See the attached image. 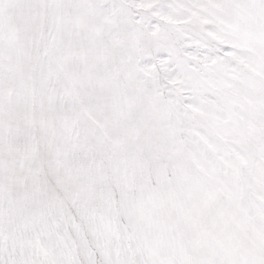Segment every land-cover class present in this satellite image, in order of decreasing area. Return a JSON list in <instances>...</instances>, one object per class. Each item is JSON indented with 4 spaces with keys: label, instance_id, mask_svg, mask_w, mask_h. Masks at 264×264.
Instances as JSON below:
<instances>
[{
    "label": "rangeland",
    "instance_id": "374dc122",
    "mask_svg": "<svg viewBox=\"0 0 264 264\" xmlns=\"http://www.w3.org/2000/svg\"><path fill=\"white\" fill-rule=\"evenodd\" d=\"M68 1L0 0V264H212L190 166L170 157L194 145L243 176L246 142L264 162V49L191 3L79 0L71 23Z\"/></svg>",
    "mask_w": 264,
    "mask_h": 264
},
{
    "label": "bare ground",
    "instance_id": "6f19581e",
    "mask_svg": "<svg viewBox=\"0 0 264 264\" xmlns=\"http://www.w3.org/2000/svg\"><path fill=\"white\" fill-rule=\"evenodd\" d=\"M78 1H68L71 12L69 22L71 23L75 21L76 16L80 20L85 17L84 8H79ZM177 1L178 4L180 2L191 3L194 7V14L202 12L206 16V24L209 28L220 24L224 29L240 33L244 43L248 47L254 48L259 54L264 49V36L255 33L253 26L249 24L250 16L246 12L249 8L256 7L255 0H247L248 2L240 0ZM250 1L253 2L250 3ZM185 6L187 7V5ZM21 13V9L17 8L15 25L23 26L25 24ZM130 13L126 14L128 20ZM79 27L83 29L85 26L83 24ZM134 28L139 38L151 40L141 26L134 25ZM108 46L112 48L109 44ZM71 64L75 75L92 76L90 66L86 71H83L74 60L71 61ZM211 82L210 86L220 83L217 79H213ZM219 103L226 104L224 100ZM100 116H104L103 113ZM262 134L264 136V131ZM231 152L239 156L238 167L243 168V176L231 172L227 164L218 158L205 155L200 147L186 143L179 144L171 153L170 159L177 161L180 158L190 166V172L184 173L180 183L184 189H187L188 194L190 193L198 218L206 227V245L210 251L211 263L264 264V162L258 167L253 166L251 162L253 148L246 142L243 144V148L235 147L231 149ZM201 175L206 177L208 183L217 191V195L207 193L198 184ZM246 178H250L253 185H245ZM240 190L246 191L245 198L239 196ZM256 191L260 193H256ZM242 232L247 233V241L243 238ZM169 241L172 249L175 250L174 240L171 238ZM215 254H217L216 257Z\"/></svg>",
    "mask_w": 264,
    "mask_h": 264
}]
</instances>
